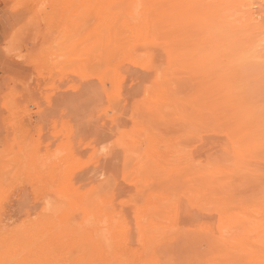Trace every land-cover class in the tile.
Here are the masks:
<instances>
[{
	"label": "rangeland",
	"instance_id": "obj_1",
	"mask_svg": "<svg viewBox=\"0 0 264 264\" xmlns=\"http://www.w3.org/2000/svg\"><path fill=\"white\" fill-rule=\"evenodd\" d=\"M32 1L35 0H0V204L2 205H0V210L2 209L0 211V224H2L0 225V264L5 261V264H11L10 262L36 264L35 261L39 256L48 260L50 264H66L67 262L81 264L83 261L88 262L89 254V261L92 260L94 264H101L102 258L105 259V264H111V260H113L112 264H148L149 261L150 264H206L207 260L203 261L205 257L209 260L211 258L208 264H214V262L215 264H264V244L259 245L264 242V237L258 239L259 236L264 235L262 232L264 230L260 229H264L262 227L264 226V0H224L226 2L220 9H216L215 5L211 4V2L217 3L218 0H208L207 3L199 0H154L155 2L133 0V3L136 2L134 5L137 9L131 7L135 6L132 1L129 2L130 0H100L101 3L99 0H70V3L69 0H53L52 2L36 0L34 3ZM106 1L109 2L104 4ZM65 3L66 6L69 5V8L65 7ZM56 5V10L62 13L54 10ZM158 7L160 10H156ZM33 8L37 10L34 11ZM183 8L186 10L184 11ZM63 9L64 12L66 11V16ZM140 11L143 14L147 12L146 15L144 14L146 17ZM160 11L161 14H159ZM33 12L37 13L36 16ZM136 13L140 14L141 18H137L139 15ZM165 14L168 16L175 14V16L166 17ZM51 15L56 17L58 25L53 26L55 20L51 21L54 19ZM120 15L124 19L120 18ZM154 15L159 16L154 18ZM249 15H252L254 19L252 22L248 19ZM29 17L31 21L32 19L35 21L31 22ZM185 17L189 21L184 20ZM127 18L128 21L125 20ZM117 19H120L119 22L125 20L127 25L132 26H127L126 22L118 23ZM137 19L142 20L140 22ZM143 19L145 23L142 22ZM151 20L153 22L150 23ZM40 21L42 24L39 23ZM143 24L148 29L144 27L146 32ZM156 24L160 28H156ZM91 27H94V30ZM131 27H133L132 31ZM152 27L163 29V31H157ZM101 28V32L110 30V33L104 31L101 34ZM119 29L124 34L122 32L119 34ZM178 29L179 33H177ZM157 32L160 34L158 35ZM90 34H94L96 39L92 41ZM128 34L131 38H126L128 39L126 41L123 37H128ZM141 34L145 35L140 36ZM71 37L74 39L71 40ZM140 38L143 39L140 41ZM107 39L113 43L110 41L108 43ZM133 40L136 42H132ZM129 42L133 44L131 43L130 46ZM99 43L102 47H99L101 46ZM91 44L96 47L94 51L91 50ZM158 46L163 47V50ZM85 50L88 56L85 55ZM164 50L167 53H163ZM158 51L160 53L163 51V54L159 55ZM99 53L103 54L104 62L98 59ZM145 53H150V56H146ZM73 57H75L74 60ZM76 59L81 61L86 59L87 62L89 60V64L92 63L91 68L83 60L82 63L86 68L84 69L83 64L81 65V62ZM147 60L150 63H147ZM145 61L146 63H142ZM104 63L106 65L108 63V66L106 67ZM144 64H146L145 68ZM152 66L154 68L151 69ZM103 67L104 70L108 68L109 71L101 70ZM116 67L119 68L115 70ZM97 68L102 72L97 71ZM70 70L75 72L72 73ZM76 71H79L78 75ZM82 71L89 74H82ZM158 71L159 73L162 71L163 74L160 73V75ZM164 71L168 72L167 77ZM108 72H110L109 75ZM115 75H117V81ZM159 76L162 78L158 79ZM145 80L149 83L147 84ZM151 81L153 84H158L157 87L152 88L154 85ZM106 83H108L107 89ZM160 83L165 84L164 88H159ZM146 85H150L148 92L144 90ZM165 88L171 90L170 93L174 95L167 93ZM132 89H135L134 93ZM141 92L145 93L142 95ZM146 93L149 95H145ZM152 99L153 102H151ZM175 100H180L179 104ZM171 101L175 102L174 106L176 105L178 109L171 106L173 104ZM145 102L148 103L146 104L148 109L143 106ZM109 103H113L111 107ZM149 103L153 109L149 108ZM168 103L171 107H168L169 109L166 108ZM178 106L181 112L185 110L183 115L175 111L179 110ZM105 110L109 111V114ZM169 110L172 115L168 114V118ZM155 111L156 117L153 116ZM148 112L153 117L147 114L151 120L146 115ZM163 116L166 117L164 119L167 123L161 119ZM167 140L170 142L168 143ZM98 148L103 150V153ZM181 150H184L182 154ZM175 152H179L180 156L178 157ZM104 153L108 158L99 161V157ZM99 174L100 177L92 179ZM99 183L103 184L98 185ZM182 185L190 187L186 186L187 189H184ZM157 200L160 202H158L159 205ZM170 200L173 201L170 202ZM163 201L166 205H163L165 203ZM167 202L173 203L169 205ZM109 205L111 206L108 207ZM246 208H252V210ZM106 210L107 215H104ZM164 210L170 215L163 213ZM221 210L223 213L220 212ZM238 211L242 218L236 216L239 215ZM252 211L256 215L249 214ZM246 214L248 215L246 218L255 217L263 223H258L255 218L250 221L251 218H249L251 225L253 224L252 228L254 224H261V226L248 230L251 226L248 223L247 231L241 224L247 223V221L244 222ZM159 216L164 218L162 222L159 221ZM113 217L118 218V221L116 219L114 221ZM167 217L170 218H168L169 222H166ZM113 225L116 227L115 230ZM145 225H148V229ZM136 226L138 233L134 231ZM229 226L233 229L229 230ZM88 228L92 232L98 230L100 237L94 233V239H88L86 235ZM243 229L248 233L250 230H252L251 233L253 230L258 231L255 233L258 238L254 233L252 236L247 235V232L241 234ZM178 232L179 235H177ZM165 234L170 236L167 237ZM227 234L229 238H226ZM148 237L156 239L157 242L154 243ZM249 238L250 241H248ZM251 240L252 242L256 240L257 243L260 240V243L256 244L255 241L252 243ZM101 246L104 251L96 248ZM247 248L252 251H248ZM262 248L263 255L261 251L260 256L257 255ZM100 252L103 254L102 258H99ZM149 255L152 261L149 260ZM125 257L127 261L131 258L127 262ZM153 258L156 260L154 261ZM90 264L93 263L90 262Z\"/></svg>",
	"mask_w": 264,
	"mask_h": 264
},
{
	"label": "bare ground",
	"instance_id": "obj_2",
	"mask_svg": "<svg viewBox=\"0 0 264 264\" xmlns=\"http://www.w3.org/2000/svg\"><path fill=\"white\" fill-rule=\"evenodd\" d=\"M35 1H36V0H35ZM35 1H34V2H35ZM40 1H41V0H40ZM44 1H45V0H44ZM52 1H53V0H51V2H52ZM55 1H56V0H55ZM85 1H86V0H85ZM90 1H91V0H90ZM92 1H93V0H92ZM99 1H100V0H99ZM101 1H102V0H101ZM101 1H100V3H101ZM112 1H113V0H112ZM119 1H121V0H119ZM128 1H129V0H128ZM128 1H127V2H128ZM131 1H132V4H133V5H134V4L136 5L137 0H136L135 3H133V0H130L129 2H131ZM140 1H141V0H140ZM145 1H146V0H145ZM152 1H154V0H152ZM157 1H158V0H157ZM157 1H156V2H157ZM162 1H163V0H162ZM182 1H183V0H182ZM199 1H201V2H203V3H204V2L207 3L208 0H199ZM226 1H227V0H226ZM226 1H224V0H218L217 3H213V2H211V4H212V5H215L216 9H217V8L220 9L222 6H224V4H225ZM32 2H33V1H32ZM34 2H33V3H34ZM38 2H39V1H38ZM47 2H49V1H47ZM88 2H89V1H88ZM88 2H87V3H88ZM108 2H109V1H108ZM108 2L106 1L105 3H104V2H103V3L106 4V3H108ZM141 2H142V1H141ZM141 2H140V3H141ZM143 2H144V1H143ZM154 2H155V1H154ZM40 3H42V2H40ZM49 3H50V2H49ZM59 3H60V2H59ZM69 3H70V0H69ZM73 3H74V2H73ZM75 3H76V2H75ZM81 3H82V2H81ZM84 3H85V2H84ZM84 3H83V4H84ZM90 3H91V2H90ZM98 3H99V2H98ZM100 3H99V5H100ZM111 3H112V2H111ZM163 3H164V2H163ZM189 3H190V2H189ZM16 4H17V3H16ZM54 4H55V3H54ZM63 4H64V3H63ZM63 4H61V5H63ZM92 4H94V3L92 2ZM92 4H89V5H92ZM125 4H126V3H125ZM129 4L131 5V3H129ZM138 4H139V2H138ZM144 4H145V3H144ZM146 4H148V3L146 2ZM159 4H160V3H159ZM30 5H31V4H30ZM57 5H58V1H57ZM57 5L55 6V9H54V10L57 9V8H56ZM71 5H72V4H71ZM74 5H75V4H74ZM97 5H98V4H97ZM97 5H96V6H97ZM102 5H103V4H102ZM135 5H134V6H135ZM149 5H150V4H149ZM164 5H165V4H164ZM172 5H173V4H172ZM172 5H171V7H172ZM38 6H39V5H38ZM41 6H43V5H41ZM68 6H69V5H68ZM68 6H66V3H65V7L67 8ZM92 6H93V5H92ZM92 6H89V7H92ZM110 6H111V5H110ZM128 6H129V5H128ZM144 6H145V5H144ZM150 6H151V5H150ZM159 6H161L160 8H163L162 5H159ZM190 6H191V5H190ZM29 7H30V6H29ZM32 7H33V6H32ZM36 7H37V6H36ZM48 7H49V6H48ZM50 7H51V4H50ZM50 7H49V9H50ZM52 7H54V6H52ZM58 7H59V6H58ZM61 7H62V6H61ZM65 7H64V8H65ZM70 7H71V6H70ZM84 7H85V6H84ZM97 7H98V6H97ZM131 7H132L133 9H134V8L137 9L136 6H135V7L131 6ZM171 7H170V8H171ZM180 7L182 8V6H180ZM184 7H185V6H184ZM186 7H188V6H186ZM186 7H185V8H186ZM206 7H207V5H206ZM37 8H38V7H37ZM62 8H63V7H62ZM68 8H69V7H68ZM72 8H74V7H72ZM128 8H129V7H128ZM132 8H129V9H132ZM143 8H145V7H143ZM160 8L158 7V8H156V10H157V9L160 10ZM174 8H175V6H174ZM174 8H172V9H174ZM185 8H183L184 11L186 10ZM192 8H193V6H192ZM194 8H195V7H194ZM197 8H198V7H197ZM202 8H203V7H202ZM30 9H32V8H30ZM49 9H48V10H49ZM84 9H85V8H84ZM165 9H166V8H165ZM178 9H179V7H178ZM187 9H188V8H187ZM207 9H208V8H207ZM27 10H28V9H27ZM33 10H34V8H33ZM36 10H37V9H36ZM36 10H34V11H36ZM52 10H53V9H52ZM54 10H53V11H54ZM59 10H61V8H60ZM70 10H71V8H70ZM70 10L68 9V12H70ZM77 10H78V8H77ZM101 10H102V9H101ZM121 10H122V9H121ZM141 10H144V9H141ZM145 10H146V9H145ZM153 10H154V8H153ZM161 10H162V9H161ZM168 10H169V9H168ZM180 10H181V9H180ZM180 10H179V12H180ZM191 10H192V9H190V11H191ZM195 10H196V9H194V11H195ZM204 10H205V9H204ZM29 11H31V10H29ZM53 11H52V13H53ZM57 11H58V10H56V12H57ZM62 11L64 12V9H63ZM71 11H72V10H71ZM79 11H80V10H79ZM127 11H128V10H127ZM135 11L137 12V10H135ZM135 11H134V12H135ZM147 11H148V8H147ZM162 11H163V10H162ZM181 11H182V10H181ZM192 11H193V10H192ZM49 12H50V10H49ZM58 12H59V11H58ZM68 12H67V13H68ZM105 12H106V11H105ZM140 12L142 13V11H140ZM144 12H146V11H144ZM158 12H159V11H158ZM170 12H171V11H170ZM33 13H35V12H33ZM59 13H62V12H59ZM59 13H58V14H59ZM65 13H66V11L64 12V15H65ZM80 13H81V11H80ZM80 13H79V14H80ZM98 13H99V11H98ZM130 13H131V11H130ZM146 13H147V12H146ZM146 13H144V14L146 15ZM163 13H164V12H163ZM177 13H178V12H177ZM177 13H176V15H177ZM202 13H203V12H202ZM204 13H205V12H204ZM213 13H214V12H213ZM215 13H216V12H215ZM36 14H37V13H35V16H36ZM71 14L73 15L74 13L72 12ZM79 14H78V15H79ZM105 14H107V13H105ZM136 14H137V13H136ZM144 14L142 13L143 16H144ZM159 14H161V11H160ZM191 14H192V13H191ZM29 15H30V13H29ZM32 15H33V14H32ZM39 15H40V14H39ZM41 15H43V14H41ZM53 15H54V13H53ZM53 15H51V16H53ZM62 15H63V14H62ZM64 15H63V16H64ZM85 15H86V14H85ZM121 15H122V13H121ZM121 15H120V18L122 17ZM132 15H133V14H132ZM134 15H135V14H134ZM137 15H139L137 18H139V17L141 16L140 14H137ZM147 15H148V14H147ZM156 15H157V14H156ZM156 15H154V18H157V17L159 16V15H158V16L156 17ZM165 15H166V14H165ZM165 15H164V16H165ZM187 15H190V14H187ZM198 15H200V14L198 13ZM58 16H59V15H58ZM65 16H66V15H65ZM65 16H64V17H65ZM117 16H118V15H117ZM130 16H131V15H130ZM130 16H129V17H130ZM164 16H163V17H164ZM167 16H168V15H166V17H167ZM170 16H172V15L170 14ZM170 16H168V17H170ZM173 16H175V14H174ZM173 16H172V17H173ZM200 16H201V15H200ZM212 16H213V15H212ZM30 17H31V16H30ZM30 17H29V20H30ZM40 17L42 18V16H40ZM45 17H46V15H45ZM47 17H48V16H47ZM53 17H54V19H53L52 17H51V18L49 17L50 19H53V20H51V21H54L55 18H56L55 16H53ZM75 17H76V16H75ZM79 17H80V16H79ZM125 17H126V16H125ZM132 17H134V16H132ZM144 17H146V16H144ZM150 17H151V16H150ZM186 17H187V16H186ZM186 17L184 18V20L186 19ZM197 17H198V16H197ZM204 17H205V16H204ZM33 18H34V17H33ZM41 18H40V19H41ZM72 18H74V17H72ZM72 18H71V19H72ZM85 18H87V17L85 16ZM140 18H141V17H140ZM142 18H143V17H142ZM154 18H153V19H154ZM199 18H200V17H199ZM34 19H35V18H34ZM42 19H43V18H42ZM46 19H47V18H46ZM46 19H44V20H46ZM80 19H81V17H80ZM112 19H113V18H112ZM122 19H124V17H122ZM130 19H131V18H130ZM144 19H148V18H144ZM144 19H143V20H144ZM150 19H152V18H150ZM170 19H171V18H169V20H170ZM248 19H249L250 22H252V20H254L253 17H252V15H249V16H248ZM37 20H38V19H37ZM44 20H43V21H44ZM65 20H66V19H65ZM84 20H85V19H84ZM84 20H83V22H85ZM117 20H118V19H117ZM119 20H120V19H119ZM119 20H118V23H122V22H123V24H125L124 22H126L125 20L128 21V18L125 19V20H123V21L121 20L120 22H119ZM137 20H140V19H137ZM141 20H142V19H141ZM141 20H140V22H141ZM160 20H161V18H160ZM160 20H159V21H160ZM180 20H181V19H180ZM180 20H179V21H180ZM187 20L189 21V19H186V21H187ZM30 21H31V20H30ZM32 21H33V19H32ZM32 21H31V22H32ZM34 21H35V20H34ZM34 21H33V22H34ZM49 21H50V20H49ZM49 21H48V22H49ZM61 21H62V20H61ZM101 21H102V19H101ZM114 21H116V19H114ZM132 21H133V19H132ZM132 21H131V22H132ZM146 21H148V20H146ZM159 21H158L157 23H159ZM170 21H171V20H170ZM174 21H175V20H174ZM191 21H192V20H191ZM193 21H195V20H193ZM199 21H200V20H199ZM199 21H198V22H199ZM63 22H64V19H63ZM80 22H81V21H80ZM80 22H79V23H80ZM96 22H97V21H96ZM116 22H117V21H116ZM134 22H135V20H134ZM134 22H133V23H134ZM142 22L145 23V20L142 21ZM151 22H153V21L151 20L150 23H151ZM164 22H165V21H164ZM26 23H27V22H26ZM39 23H41V21H40ZM50 23H51V22H50ZM65 23H67V22H65ZM68 23H69V22H68ZM70 23H71V22H70ZM77 23H78V21H77ZM128 23H130V22H128ZM150 23H148V24H150ZM160 23H161V22H160ZM162 23H163V22H162ZM162 23H161V24H162ZM171 23H172V21H171ZM175 23H176V22H175ZM190 23H191V22H190ZM193 23H194V22H193ZM195 23H196V21H195ZM32 24H33V23H32ZM34 24H36V23H34ZM41 24H42V23H41ZM54 24H55V25L57 24V23H56V20H55V23H53V26H54ZM58 24H59V23H58ZM58 24H57V25H58ZM61 24H62V23H61ZM72 24H73V23H72ZM80 24H81V23H80ZM89 24H90V26H92L91 23H89ZM95 24H96V26H97L98 22L95 23ZM95 24H94V25H95ZM105 24H106V23H105ZM134 24H135V23H134ZM134 24H133V25H134ZM137 24H138V23H137ZM141 24H142V23H141ZM165 24H166V23H165ZM165 24H164V25H165ZM169 24H170V23H169ZM178 24H179V23H178ZM200 24H201V22H200ZM203 24H204V23H203ZM203 24H202V25H203ZM211 24H212V23H211ZM249 24H250V23H249ZM28 25H29V23H28ZM37 25H38V24H37ZM39 25H40V24H39ZM77 25H78V24H77ZM85 25H86V24H85ZM94 25H93V26H94ZM102 25H103V23H102ZM111 25H112V24H111ZM126 25H127V22H126ZM130 25H131V24H130ZM130 25H127V26H130ZM146 25H147V23H146ZM146 25L143 24V29H144V27H145V29H147V28H146ZM157 25H158V24H156V26H155V25H154V26H155L156 28H160V27H158ZM164 25H163V26H164ZM42 26H43V25H42ZM65 26H66V24H65ZM79 26H82V25H79ZM83 26H84V25H83ZM96 26H94V27H96ZM120 26H121V25H120ZM131 26H132V25H131ZM138 26H139V25H138ZM141 26H142V25H141ZM148 26H149V25H148ZM173 26H174V25H173ZM179 26H180V24H179ZM36 27H37V26H36ZM62 27H63V26H62ZM72 27H73V26H72ZM94 27H93V28L91 27V29L94 30ZM108 27H109V26H108ZM155 27H152V28L156 29ZM165 27H166V26H165ZM165 27H164V28H165ZM181 27H182V26H181ZM185 27H186V26H185ZM41 28H42V27H41ZM88 28H90V27H88ZM119 28H120V27H119ZM121 28H122V27H121ZM132 28H133V27H131V31H132ZM162 28H163V27H161V29H162ZM166 28H167V27H166ZM170 28H171V27H170ZM170 28H169V30H170ZM174 28H175V26H174ZM192 28H193V27H192ZM58 29H60V28H58ZM81 29H82V28H81ZM112 29H113V28H112ZM139 29H141V28H139ZM145 29H144V31H145ZM154 29H152V31H153ZM171 29H172V28H171ZM175 29H176V28H175ZM181 29H182V28H181ZM181 29H180V30H181ZM185 29H186V28H185ZM56 30H57V29H56ZM82 30H83V29H82ZM136 30H137V28H136ZM136 30H134V31H136ZM147 30H148V29H147ZM156 30H157V31H158V30H159V31H163V29H162V30H160V29H156ZM169 30H168V31H169ZM176 30H177V29H176ZM176 30H175V31H176ZM183 30H184V27H183ZM75 31H76V30H75ZM95 31H96V30H95ZM101 31H102V28L100 29V32H101ZM104 31H105V32H109L110 30H109V31L104 30ZM104 31H103V32H104ZM117 31H118V29H117ZM131 31L129 30L130 34H131ZM134 31H133V32H134ZM137 31H138V30H137ZM137 31H136V32H137ZM139 31L142 32V30H139ZM168 31H167V32H168ZM173 31H174V30H173ZM71 32L73 33V31H71ZM103 32H101V34H102ZM113 32H114V31H113ZM113 32H112V35H113ZM121 32H122V31H120V29H119V34H120ZM136 32H135V36L137 35ZM145 32H146V31H145ZM153 32H156V31H153ZM167 32H166L165 34H167ZM171 32H172V30H171ZM55 33H56V32H55ZM72 33H71V34H72ZM109 33H110V32H109ZM122 33L124 34V32H122ZM138 33H140V32H138ZM142 33H143V32H142ZM169 33H170V31H169ZM177 33H179V29H178ZM157 34L159 35L160 33L157 32ZM75 35H76V34H75ZM106 35H107V33H106ZM128 35H129V34H128ZM144 35H145V34H144ZM144 35L141 34L140 36H144ZM158 35H157V36H158ZM171 35H173V33H171ZM73 36H74V35H73ZM80 36H81V35H80ZM89 36H90V37L92 36V37H91V40H92V39H94V40L96 39L95 36H94V34H93V35L90 34ZM89 36H88V37H89ZM115 36H116V35H115ZM132 36H133V35H132ZM140 36H139V37H140ZM74 37L77 38L76 36H74ZM88 37H87V38H88ZM93 37H94V38H93ZM99 37H100V36H99ZM106 37H107V36H106ZM106 37H105V38H106ZM110 37H111V36H110ZM122 37H123V35L121 36V38H122ZM129 37L131 38V36L129 35L128 37H123V39H125V40L127 41V40L129 39ZM136 37L138 38V35H137ZM136 37H135V38H136ZM147 37H148V36H147ZM159 37H160V36H159ZM72 38H73V37H71V40H72ZM101 38L103 39V37H101ZM107 38H109V36H108ZM112 38H114V37H112ZM121 38H120V39H121ZM126 38H128V39H126ZM135 38H134V39H135ZM152 38H154V37H152ZM164 38H166V37H164ZM167 38L169 39V37H167ZM73 39H74V38H73ZM79 39H81V38H79ZM79 39H78V40H79ZM109 39H110V38H109ZM142 39H143V38H140V41H141ZM144 39H145V38H144ZM147 39H148V38H147ZM154 39H155V38H154ZM158 39H159V38H158ZM89 40H90V39H89ZM91 40H90V42H91ZM107 40H108V39H107ZM110 40H112V39H110ZM110 40H108V43H109ZM135 40H136V39H135ZM137 40H138V39H137ZM148 40H149V39H148ZM163 40H166V39H163ZM259 40H260V39H259ZM73 41H75V40H73ZM92 41H93V40H92ZM98 41H99V39H98ZM98 41H97V42H98ZM144 41H145V40H144ZM153 41H154V40H153ZM156 41H157V39H156ZM167 41H168V40H167ZM174 41H175V40H174ZM67 42H68V41H67ZM75 42H76V41H75ZM88 42H89V41H88ZM101 42H102V41H101ZM110 42H111V41H110ZM132 42H136V41L133 40ZM132 42H129V43H130V46L133 44ZM168 42H169V41H168ZM69 43H70V42H69ZM71 43H73V42H71ZM71 43H70V44H71ZM85 43H86V42H85ZM102 43H103V42H102ZM111 43H113V42H111ZM131 43H132V44H131ZM138 43H139V41H138ZM151 43H152V42H151ZM79 44H80V43H79ZM86 44H88V43H86ZM99 44H101V43H99ZM118 44H119V43H118ZM118 44H117V45H118ZM135 44H136V43H135ZM135 44H134V45H135ZM153 44H154V43H153ZM155 44H156V42H155ZM157 44H158V43H157ZM96 45H98V44H96ZM117 45H116V46H117ZM119 45H120V44H119ZM134 45H133V47H134ZM159 45H160V44H159ZM166 45H167V44H166ZM121 46H122V45H121ZM151 46H152V45H151ZM161 46H163V45L161 44ZM99 47H102V44H101V46H99ZM103 47H104V46H103ZM107 47H109V46H107ZM158 47H159V49H162V48H163V47L160 48V46H158ZM170 47H171V46H170ZM7 48H8V47H7ZM87 48H88V47H87ZM87 48H86V49H87ZM122 48H123V47H121V49H122ZM154 48H155V47H154ZM82 49H83V48H82ZM92 49H93V51H94V49H96V47H93L92 44H91V50H92ZM114 49H115V48H114ZM116 49H117V48H116ZM159 49H158V50H159ZM170 49H171V48H170ZM6 50H7V49H6ZM88 50H90V49L88 48ZM91 50H90V51H91ZM122 50H123V49H122ZM130 50L132 51L131 48H130ZM146 50H147V49H146ZM155 50H156V48H155ZM162 50H163V49H162ZM80 51H81V49H80ZM112 51H113V50H112ZM117 51H118V50H117ZM124 51H125V49H124ZM134 51H135V50H134ZM153 51H154V50H153ZM153 51H152V52H153ZM84 52H85V55L88 56L87 50H85ZM96 52H97V51H96ZM96 52H95V53H96ZM115 52H116V51H115ZM115 52H114V53H115ZM126 52H127V50H126ZM126 52H125V53H126ZM144 52H145V51H144ZM150 52H151V51H150ZM158 52H159V51H158ZM162 52H163V51H162ZM162 52H161V53H162ZM80 53H82V51H81ZM86 53H87V54H86ZM90 53H91V52H90ZM128 53H129V52H128ZM128 53H127L126 55H128ZM130 53H131V52H130ZM161 53L159 52V55H160ZM163 53H167V51L165 52V50H164ZM163 53H162V54H163ZM69 54H70V53H69ZM71 54H73V53H71ZM93 54H94V53H93ZM96 54H98V53H96ZM99 54H100V55H97V57L99 56L98 59L100 58V60H102V59H103V57H102L103 54H102V53H99ZM123 54H124V52H123ZM133 54H134V53H133ZM145 54H146V56H148L150 53H149V54H148V53H145ZM155 54H157V53H155ZM162 54H161V55H162ZM82 55H83V54H82ZM82 55H81V56H82ZM104 55H105V54H104ZM115 55H116V54H115ZM143 55H144V53H143ZM165 55H169V54H165ZM68 56H69V55H68ZM79 56H80V55H79ZM89 56H90V54H89ZM93 56H96V55H93ZM100 56H101L102 58H101ZM146 56H145V57H146ZM149 56H150V55H149ZM149 56H148V57H149ZM91 57H92V56H91ZM91 57H89V58L92 60V58H94V57H92V58H91ZM128 57H129V56H128ZM128 57H127V58H128ZM157 57H158V56H157ZM74 58H75V57H73V60H74ZM77 58H78V57H77ZM79 58L82 59V57H79ZM129 58H130V57H129ZM135 58L137 59V57H135ZM155 58H156V57H155ZM87 59H88V58H87ZM115 59H116V58H114V60H115ZM148 59H150V58H148ZM160 59H162V58L160 57ZM76 60H78V59H76ZM79 60H80V59H79ZM79 60H78V62H81V65L83 64L82 62H84L83 60H85V61L87 62L86 59H83L82 61H81V60L79 61ZM91 60H90V61H91ZM93 60L96 61L95 59H93ZM104 60H105V59H104ZM104 60H102V61L104 62ZM111 60H112V59H111ZM132 60H135V59H132ZM132 60H131V61L129 60V62L133 63ZM109 61H110V60H109ZM109 61H108V62H109ZM127 61H128V60H127ZM166 61H167V60H166ZM91 62H93V61H91ZM112 62H113V60H112ZM112 62H111V63H112ZM118 62H119V61H118ZM123 62H124V61H123ZM125 62H126V61H125ZM125 62H124V63H125ZM159 62H160V61H159ZM159 62H158V63H159ZM164 62H165V61H163V63H164ZM170 62H173V61H170ZM73 63H75V62H73ZM87 63L89 64V60H88ZM95 63H96V62H95ZM116 63H117V62H116ZM142 63H146V61H145V62H142ZM142 63H141V64H142ZM147 63H150V62L147 60ZM75 64H77V63H75ZM85 64H86V63H85ZM88 64H87V66L90 65V68H91L92 63H90L89 65H88ZM96 64L98 65V63H96ZM99 64H101V63H99ZM104 64H105V63H104ZM141 64H140V65H141ZM153 64H154V63H153ZM165 64H166V63H165ZM165 64H163V65H165ZM94 65H95V64H94ZM105 65H106V64H105ZM117 65H118V64H116V66H117ZM120 65H122V64H120ZM145 65H146V64H144V68H145ZM160 65H161V64H160ZM163 65H162V66H163ZM77 66H78V65H77ZM77 66H76V67H77ZM82 66H84V69H86L84 64H83ZM82 66H81V67H82ZM107 66H108V63H107V65H106V67H107ZM109 66H110V65H109ZM142 66H143V64H142ZM147 66H148V64H147ZM81 67H79V69H81ZM93 67L95 68V66H93ZM163 67H164V66H163ZM167 67H168V66H167ZM41 68H42V67H41ZM44 68H45V67H44ZM44 68H42V69H44ZM77 68H78V67H77ZM82 68H83V67H82ZM94 68H93V69H94ZM100 68H101V67H100ZM117 68H119V67H116L115 70H116ZM142 68H143V67H142ZM148 68H149V67H148ZM152 68H154V66H152L151 69H152ZM170 68H171V67H170ZM104 69H105V68L103 67L101 70H104ZM107 69H108V68H107ZM107 69H106V70H107ZM112 69H113V71H114V68H112ZM133 69H134V68H133ZM156 69H157V68H156ZM164 69H166V67H165ZM168 69H169V68H167V70H168ZM40 70H41V69H40ZM55 70H56V69H55ZM74 70H75V69H74ZM88 70H89V69H88ZM98 70L100 71V69L97 68V71H98ZM106 70H104V71H106ZM154 70H155V69H154ZM167 70H166V71H167ZM70 71L72 72V70H70ZM89 71H90V70H89ZM93 71H94V70H93ZM104 71H103V72H104ZM107 71H109V70H107ZM107 71H106V72H107ZM110 71H111V69H110ZM148 71H150V69H148ZM155 71H156V70H155ZM169 71H170V70H168V72H169ZM61 72H62V71H61ZM65 72H68V71H65ZM73 72H75V71H73ZM73 72H72V73H73ZM82 72H83L82 74H87V73H88V72H85V73H84V71H82ZM100 72H102V71H100ZM115 72H117V71H115ZM119 72H120V71H119ZM126 72H127V71H126ZM131 72H132V71H131ZM164 72H165V71H164ZM168 72H167V73L165 72V73H166V77H167ZM76 73H77V75H78L79 71H76ZM76 73H75V74H76ZM80 73H81V71H80ZM109 73H110V72H108L107 74L109 75ZM113 73H114V72H113ZM149 73H150V72H149ZM149 73H148V74H149ZM158 73H159V71H158ZM158 73H157V74H158ZM160 73L163 74L162 71H160ZM160 73H159V74H160ZM165 73H164V74H165ZM70 74H71V73H70ZM75 74H73V75H75ZM88 74H89V73H88ZM95 74H96V73H95ZM116 74H117V73H116ZM151 74H153V73L151 72ZM161 74H160V75H161ZM50 75H51V74H50ZM57 75H58V74H57ZM61 75H63V74H61ZM93 75H94V74H93ZM104 75H105V74H104ZM108 75H106V76H108ZM111 75H112V73H111ZM154 75H155V74H154ZM52 76H53V75H52ZM58 76H59V75H58ZM80 76H82V75H80ZM86 76H87V75H86ZM91 76H92V74H91ZM94 76H95V75H94ZM94 76H93V77H94ZM97 76H98V75H97ZM116 76H117V75H115V77H116ZM163 76H164V75H163ZM164 77H165V76H164ZM164 77H163V78H164ZM168 77H169V76H168ZM51 78H52V77H51ZM86 78H87V77H86ZM105 78H107V77H105ZM105 78H104V79H105ZM112 78H113V76H112ZM119 78H121V77H119ZM124 78H125V77H124ZM160 78H162V77L159 76L158 79H160ZM115 79H116V81H117V77H116ZM152 79H153V78H152ZM155 79H156L157 81H159L156 77H155ZM164 79H165V78H164ZM107 80H108V79H107ZM107 80H106V82H107ZM130 80H131V79H130ZM147 80H148V79H147ZM153 80H154V79H153ZM153 80H152V81H153ZM84 81H86V80H84ZM112 81L114 82V80H112ZM137 81H138V80H137ZM145 81H146V80H145ZM152 81H151V83H152ZM165 81L167 82V80H165ZM168 81H170V78H168ZM166 82H164V83H166ZM54 83H55V82H54ZM54 83H53V84H54ZM146 83H147V81H146ZM148 83H149V82H148ZM148 83H147V84H148ZM151 83H150V85L153 84V83H152V84H151ZM157 83H158V82H157ZM167 83H169V82H167ZM51 84H52V83H51ZM104 84H105V83H104ZM107 84H108V83H106V85H105L106 89H107ZM125 84H127V83H125ZM132 84H133V83H132ZM155 84H156V83H155ZM155 84H153L154 86H152V88H153V87H157L158 84H156V86H155ZM161 84L163 85V83H160V86H161V87H159V86H158V87H159V88H162V87L164 88V85H165V84H164L163 86H162ZM113 85H115V82H114ZM121 85H123V84H121ZM142 85H143V84H142ZM150 85H148V86H150ZM72 86H73V85H72ZM136 86H138V85H136ZM146 86H147V85H146ZM148 86L145 87L146 89H144V90H147V92H148V89L150 88V87L148 88ZM168 86H169V85H168ZM168 86H167V87H168ZM115 87L117 88L116 85H115ZM115 87H114V88H115ZM130 87H131V85H130ZM169 87L172 88V86H169ZM169 87H168V88H169ZM74 88H75V87H74ZM77 88H78V87H77ZM116 88H115V89H116ZM134 88H135V87H134ZM168 88H165V89H167V91H168L167 93H170L171 90L169 91ZM170 88H169V89H170ZM97 90H99V89H97ZM112 90L114 91V89H112ZM126 90H127V89H126ZM132 90H133V89H132ZM134 90H135V89H134ZM134 90L132 91L133 93H134ZM153 90H154V89H153ZM88 91H89V90H88ZM93 91H95V90H93ZM104 91H105V90H104ZM113 91H112V92H113ZM124 91H125V90H124ZM140 91H142V90H140ZM157 91H159V89H158ZM86 92H87V91H86ZM105 92H106V91H105ZM108 92H109V90H108ZM114 92H115V91H114ZM126 92H128V91H126ZM132 92H131V93H132ZM137 92H138V91H137ZM149 92H151V91L149 90ZM154 92H155V91H154ZM165 92H166V91H165ZM109 93H111V92H109ZM141 93H142V92H141ZM143 93H145V92H143ZM143 93H142V95H143ZM158 93H159V92H158ZM160 93H161V92H160ZM61 94H63V93H61ZM82 94H83V93H82ZM105 94H106V93H105ZM121 94H122V93H121ZM125 94H126V93H125ZM153 94H155V93H153ZM164 94H165V93H164ZM63 95H64V94H63ZM109 95H110V94H109ZM136 95H137V94H136ZM145 95L148 96L149 94L146 93ZM157 95H158V94H157ZM167 95H168V94H167ZM170 95H174V93H172V94L170 93ZM88 96H89V95H88ZM93 96H94V95H93ZM113 96H114V95H113ZM121 96H122V95H121ZM147 96H145V97H147ZM106 97H107V96H106ZM114 97H115V96H114ZM114 97H113V99H114ZM140 97H141V96H140ZM75 98H76V97H75ZM95 98H97V97H95ZM110 98H111V97H110ZM118 98H119V97H118ZM149 98H150V96H149ZM152 98H153V97H152ZM155 98H157V97H155ZM172 98H173V97H172ZM172 98H171V99H172ZM54 99H55V98H54ZM77 99H78V98H77ZM79 99H80V98H79ZM92 99H93V98H92ZM99 99H100V98H99ZM122 99H123V98H122ZM88 100H89V99H88ZM108 100H109V99H108ZM118 100H119V99H118ZM140 100H143V99H140ZM146 100H147V99H146ZM168 100H169V99H168ZM173 100H174V99H173ZM89 101H90V100H89ZM95 101H96V100H95ZM120 101H121V100H120ZM122 101H123V100H122ZM124 101H125V99H124ZM124 101H123V102H124ZM175 101L177 102V104H179L178 102H179L180 100H175ZM70 102H71V101H70ZM76 102H77V101H76ZM78 102H79V101H78ZM86 102H87V100H86ZM110 102H112V101L110 100ZM116 102H117V101H116ZM151 102H153V99L151 100ZM167 102H169V101H167ZM50 103H51V101H50ZM117 103L120 104V102H117ZM134 103H135V101H134ZM155 103L157 104L158 102H155ZM155 103H154V104H155ZM161 103H162V102H161ZM161 103H159V104H161ZM163 103H166V102L163 101ZM171 103H173V102L171 101ZM56 104H57V103H56ZM65 104H66V103H65ZM76 104H77V103H76ZM109 104H110V107H111V104H113V103H109ZM144 104H145V105H143V106L146 107L145 109H148V106H146V104H148V103L145 102ZM166 104H167V103H166ZM174 104H175V102H174L173 104H171V106H172V105L174 106ZM94 105H95V104H94ZM107 105H108V104H107ZM115 105H116V104H115ZM122 105H124V104H122ZM133 105H134V104H133ZM161 105H162V104H161ZM161 105H160V106H161ZM163 105H164V104H163ZM169 105H170L169 103H168V106L165 105V106H167L166 108H168V107L171 108ZM51 106H52V105H51ZM149 106H150V103H149ZM151 106H152V105H151ZM151 106H150L149 108H152ZM160 106H159V107H160ZM165 106H164V107H165ZM92 107H93V106H92ZM113 107H116V106L113 105ZM174 107H175L176 109H178L176 105H175ZM174 107H173V108H174ZM178 107H179V106H178ZM68 108H69V107H68ZM70 108H71V107H70ZM107 108H108V107H107ZM119 108H120V107H119ZM119 108H118L117 110L120 112ZM121 108H123V107L121 106ZM121 108H120V109H121ZM124 108H125V107H124ZM155 108H156V107H155ZM160 108H161V107H160ZM166 108H165V109H166ZM169 108H168V109H169ZM175 108H174V109H175ZM182 108H183V107H182ZM182 108H181V109H182ZM87 109H88V108H87ZM91 109H92V108H91ZM145 109H144V110H145ZM152 109H153V108H152ZM152 109H151L150 111H152ZM156 109H157V108H156ZM156 109H154V110H156ZM158 109H159V108H158ZM163 109H164V108H163ZM163 109H162V110H163ZM168 109H166V110H168ZM53 110H54V109H53ZM64 110H65V109H64ZM66 110H67V109H66ZM84 110H85V109H84ZM109 110H110V109H109ZM117 110H116V111H117ZM121 110H122V109H121ZM154 110H153V111H154ZM162 110H161V111H162ZM182 110H183V109H182ZM51 111H52V110H51ZM56 111H58V110H56ZM134 111H135V109L133 110V112H134ZM170 111H171V110H169V112H167V115H168V114H171V115H172V112L170 113ZM175 111L177 112V114L180 115V114H182L185 110H184L183 112H181L180 107H179V110H178V111H180L181 113L178 112L177 110H175ZM175 111H174V112H175ZM105 112H106V110H105ZM108 112H109V111H108ZM108 112H106V113L109 114ZM174 112H173V113H174ZM176 112H175V113H176ZM62 113H63V112H62ZM65 113H66V112H65ZM115 113H116V112H115ZM161 113H162V112H161ZM163 113H165V111H163ZM163 113H162V115H163ZM29 114H30V113H29ZM53 114H55V113H53ZM56 114H57V113H56ZM74 114H75V113H74ZM83 114H84V112H83ZM122 114H123V113H122ZM132 114H133V113H132ZM147 114H149V112L146 113V115H147ZM156 114H157V113H156V111H155V114H154L153 116L156 117ZM88 115H89V114H88ZM150 115H151V114H149V116H150ZM182 115H183V114H182ZM52 116H53V115H52ZM111 116H112V115H111ZM116 116H117V115H116ZM151 116H152V115H151ZM151 116H150V117H151ZM158 116H159V114H158ZM50 117H51V116H50ZM108 117H110V116H108ZM131 117H132V116H130V118H131ZM133 117H134V116H133ZM140 117H141V116H140ZM142 117H143V116H142ZM147 117H148V115H147ZM150 117H148V118L151 120V118H153V117H151V118H150ZM161 117H162V116H161ZM167 117L169 118V115H168ZM170 117H172V116H170ZM28 118H29V117H28ZM55 118H56V117H55ZM63 118H64V117H63ZM73 118H74V117H73ZM112 118H113V117H112ZM114 118H115V117H114ZM143 118H144V117H143ZM164 118L166 119V117H164V116H163V118H161V119H164ZM172 118H173V117H172ZM172 118H170V119H172ZM180 118H181V117H180ZM136 119L138 120V118H136ZM136 119H135V121H136ZM165 119H164V122H166ZM110 120H111V118H110ZM40 121H42V120H40ZM59 121H60V120H59ZM70 121H71V120H70ZM26 122H27V121H26ZM53 122H55V121H53ZM115 122H116V121H115ZM118 122H119V121H118ZM123 122H124V121H123ZM169 122H170V120H169ZM41 123H42V122H41ZM112 123H113V122H112ZM166 123H167V122H166ZM113 125H114V124H113ZM52 126H53V124H52ZM55 126H56V125H55ZM55 126H54V127H55ZM57 126H58V125H57ZM117 126H118V125H117ZM66 127H67V126H66ZM52 128H53V127H52ZM52 128H51V129H52ZM45 129H46V128H45ZM111 129H112V128H111ZM113 129L115 130V128H113ZM127 131H128V129H127ZM46 132H47V131H46ZM74 132H75V131H74ZM109 132H110V131H109ZM51 133H52V132H51ZM87 134H88V133H87ZM112 134H113V133H112ZM38 138H39V137H38ZM118 138H119V137H118ZM148 140H149V139H148ZM172 140H173V139H172ZM112 141H114V140H112ZM40 142H41V141H40ZM115 142H116V141H115ZM167 142H168V140H167ZM169 142H170V141H169ZM169 142H168V143H169ZM107 144H108V143H107ZM114 144L116 145V143H114ZM166 144H167V143H165V145H166ZM41 145H42V144H41ZM141 145H142V144H141ZM139 146H140V145H139ZM89 147H90V145H89ZM42 148H43V146H42ZM46 148H47V147H46ZM50 148H51V147H50ZM96 148H97V147H96ZM116 148H117V147H116ZM85 149H88V148H85ZM98 149H99V151H101L100 148H98ZM83 150H84V149H83ZM94 150H95V149H94ZM105 150H106V148H105ZM112 150H113V149H112ZM146 150H147V149H146ZM187 150H188V149H187ZM92 151H93V150H92ZM99 151H98V152H99ZM102 151H103V150H102ZM102 151H101V152H102ZM181 151H182V152H180V153L182 154V153L184 152V150H181ZM185 151H186V149H185ZM84 152H85V151H84ZM86 152H87V151H86ZM94 152H95V151H94ZM126 152H128V151H126ZM126 152H125V153H126ZM176 152H177V150H176ZM176 152H175V154L178 155L179 152H178V153H176ZM186 152H187V151H186ZM65 153H66V152H65ZM102 153H103V152H102ZM106 153H108V152H106ZM106 153L102 154V155L99 157L98 160H99V161H104V160H106V159L108 158ZM112 153H113V152H112ZM43 154H44V153H43ZM109 154H110V153H109ZM73 155H74V154H73ZM96 155H98V154H96ZM125 155H126V154H125ZM139 155H140V154H139ZM143 155H144V154H143ZM108 156H109V155H108ZM111 156H112V154H111ZM140 156H141V155H140ZM170 156H171V155H170ZM170 156H169V157H170ZM179 156H180V155H178V157H179ZM89 157H90V156H89ZM109 157H110V156H109ZM136 157H137V156H136ZM84 158H85V157H84ZM122 158H123V157H122ZM193 158H194V157H193ZM179 160H180V158H179ZM93 161H94V160H93ZM121 161H122V160H121ZM121 161H120V162H121ZM84 162H85V161H84ZM88 162H89V161H88ZM76 163H77V161H76ZM92 163H93V162H92ZM94 163H95V162H94ZM96 164H97V163H96ZM178 164H179V163H178ZM90 165H91V164H90ZM98 165H99V164H98ZM99 166H100V165H99ZM123 166H124V165H123ZM79 168H80V166H79ZM94 168H95V167H94ZM105 168H106V167H105ZM84 169H86V167H85ZM84 169H83V170H84ZM89 169H90V168H89ZM65 170H66V169H65ZM83 170H82V171H83ZM99 170H100V169H99ZM142 170H143V169H142ZM78 171H79V170H78ZM105 171H106V170H105ZM115 171H116V170H115ZM91 173H92V172H91ZM98 173H99V172H98ZM102 173H104V172L102 171ZM121 173H122V172H121ZM104 174H105V173H104ZM106 174H108V173H106ZM143 174H144V173H143ZM102 175H103V174H102ZM108 175H109V174H108ZM121 175H123V173H122ZM83 176H84V174H83ZM93 176H94V175H93ZM100 176H101L100 174H99L98 176L96 175V176H94V178H92V179H95V177H100ZM73 177H74V176H73ZM80 177H81V176H80ZM107 177H108V176H107ZM109 177H111V175H110ZM121 177H122V176H121ZM83 178H84V177H83ZM125 178H126V177H125ZM88 180H89V179H88ZM107 180H111V179L107 178ZM112 180H113V177H112ZM118 180H119V179H118ZM120 180H121V179H120ZM138 181H139V180H138ZM142 181H143V180H142ZM73 182H74V181H73ZM78 182H79V181H78ZM111 182H112V181H111ZM120 182L122 183V181H120ZM70 183H71V182H70ZM83 183H84V182H83ZM104 183H105V181H104ZM106 183H108V182H106ZM112 183H113V182H112ZM134 183H135V182H134ZM145 183H146V182H145ZM102 184H103V183H101V184L99 183L98 185H102ZM139 184H140V183H138V185H139ZM185 184H186V183H185ZM68 185H69V184H68ZM105 185H106V184H105ZM105 185H104V186H105ZM108 185H109V184H108ZM108 185H107V186H108ZM138 185H137V186H138ZM144 185H145V184H144ZM144 185H142V186H144ZM187 185H188V184H187ZM187 185H186V186H187ZM117 186H118V185H117ZM182 186H183V185H182ZM184 186H185V185H184ZM184 186H183V188H184V189H187L186 186H185V187H184ZM70 187H71V185H70ZM75 187H77V186H75ZM95 187H96V186H95ZM99 187H100V186H99ZM99 187H98V188H99ZM105 187H106V186H105ZM105 187H104V188H105ZM109 187H110V186H109ZM109 187H107V188L109 189ZM121 187H122V185H121ZM140 187H141V186H140ZM187 187H190V186H187ZM50 188H51V187H50ZM110 188H111V187H110ZM116 188H117V187H116ZM136 188H137V187H136ZM146 188H147V187H146ZM174 188H175V187H174ZM183 188H182V189H183ZM53 189H54V188H53ZM108 189H106V191H108ZM111 189H113V187H112ZM140 189H141V188H140ZM175 189H177V188H175ZM184 189H183V190H184ZM188 189H189V188H188ZM191 189H192V187H191ZM194 189H195V188H193V190H194ZM72 190H73V189H72ZM100 190H101V189H100ZM100 190H99V191H100ZM151 190H153V189H151ZM166 190H168V189H166ZM166 190H165V191H166ZM143 191H144V190H143ZM158 191H159V190H158ZM172 191H173V190H172ZM177 191H178V189H177ZM189 191H191V190H189ZM197 191H198V190H197ZM197 191H196V192H197ZM62 192H63V191H62ZM102 192H103V191H102ZM102 192H101V193H102ZM108 192H110V191H108ZM108 192H106V193H108ZM111 192H112V191H111ZM111 192H110V193H111ZM114 192H115V191H114ZM178 192H180V190H179ZM182 192H183V191H182ZM182 192H181V193H182ZM97 193H98V191H97ZM99 193H100V192H99ZM110 193H108V194L111 195ZM126 193H128V192H126ZM148 193H149V192H148ZM148 193H147V194H148ZM173 193H174V192H173ZM190 193H191V192H190ZM200 193H201V192H200ZM59 194H60V193H59ZM68 194H69V193H68ZM103 194H104V193H103ZM143 194H144V193H143ZM155 194H156V193H155ZM158 194L162 195L163 193H162V194H161V193H158ZM63 195H65V193H64ZM81 195H82V194H81ZM99 195H100V194H99ZM112 195H113V194H112ZM125 195H126V194H125ZM156 195H157V194H156ZM174 195H175V193H174ZM179 195H180V193H179ZM105 196H108V195L105 194ZM105 196H104V197H105ZM139 196H140V195H139ZM180 196H181V195H180ZM194 196H195V195H194ZM194 196H193V197H194ZM98 197H99V196H98ZM109 197H110V196H109ZM145 197H146V196H145ZM161 197H162V196H161ZM167 197H168V196H167ZM170 197H171V196H170ZM172 197H173V196H172ZM200 197H201V196H200ZM51 198H52V197H51ZM75 198H76V197H75ZM101 198H102V197H101ZM155 198H156V197H155ZM157 198H158V197H157ZM165 198H166V197H165ZM126 199H127V198H126ZM140 199H142V198H140ZM147 199H148V198H147ZM160 199H161V198H160V196H159V200H160ZM176 199H177V198H176ZM176 199H175V200H176ZM181 199H182V198H181ZM201 199H202V198H201ZM55 200H56V199H55ZM84 200H85V198H84ZM143 200H145V199H143ZM159 200H157V203L159 202ZM38 201H39V200H38ZM90 201H91V200H90ZM119 201H120V200H119ZM154 201H155V200L153 199V202H154ZM171 201H173V200H170V202H171ZM12 202H14V201H12ZM122 202H123V201H122ZM132 202H133V200H132ZM164 202H165V201H163V203H164ZM201 202L203 203L202 200H201ZM9 203H10V202H9ZM74 203H76V202H74ZM90 203H91V202H90ZM127 203H128V201H127ZM159 203H160V202H159ZM159 203H158V205H159ZM167 203L170 205V204H172L173 202H172V203L167 202ZM5 204H6V203H5ZM66 204H67V203H66ZM161 204H162V202H161ZM168 204H167V205H168ZM174 204H175V203H174ZM200 204H201V203H200ZM0 205H1V204H0ZM10 205H12V204L10 203ZM17 205H18V204H17ZM88 205H89V204H88ZM111 205H112V204H111ZM111 205H109L108 207H110ZM120 205H121V203H120ZM155 205H157V204H155ZM163 205H166V202H165ZM169 205H168V206H169ZM176 205H177V204H176ZM198 205H199V204H198ZM1 206H2V205H1ZM80 206H81V205H80ZM85 206H86V205H85ZM133 206H134V205H133ZM168 206H166V207H168ZM9 207H10V206H9ZM49 207H50V206H49ZM49 207H48V208H49ZM114 207H115V206H114ZM121 207H122V206H121ZM159 207H160V206H159ZM159 207H158V208H159ZM164 207H165V206H164ZM166 207H165V208H166ZM191 207H192V206H191ZM221 207H222V206H221ZM226 207H227V206H226ZM43 208H45V207H43ZM130 208H131V207H130ZM158 208H156V209H158ZM165 208H164V209H165ZM172 208H173V207H172ZM172 208H170V210H172ZM243 208H244V207H243ZM6 209H7V208H6ZM17 209H18V208H17ZM123 209H124V208H123ZM225 209H227V208H225ZM225 209H224V210H225ZM244 209H245V208H244ZM246 209H247V208H246ZM248 209H249V210H250V209L252 210V208H248ZM248 209H247V210H248ZM254 209H255V208H254ZM254 209H253V210H254ZM1 210H2V209H1ZM1 210H0V211H1ZM12 210H13V209H12ZM112 210H113V209H112ZM132 210H133V209H132ZM165 210H166V209H165ZM165 210H164V211H165ZM168 210H169V209H168ZM193 210H194V209H193ZM199 210H200V209H199ZM222 210H223V209H222ZM222 210H221L220 212L223 213L224 210H223V211H222ZM230 210H231V209H230ZM251 210H250V211H251ZM255 210H256V209H255ZM121 211H123V210H121ZM160 211H161V209H160ZM164 211H163V213H166V212H167V211H165V212H164ZM196 211H197V210H196ZM228 211H229V210H228ZM239 211L242 212L241 210H239ZM239 211H238V213H237V214H239V215H236V216H240ZM18 212H19V211H18ZM71 212H72V211H71ZM103 212H104V211H103ZM110 212H111V211H110ZM112 212H113V211H112ZM119 212H120V211H119ZM136 212H137V211H136ZM144 212H145V211H144ZM147 212H148V211H147ZM176 212H177V211H176ZM226 212H227V211H226ZM226 212H224V213H226ZM261 212H262V210L260 211V213H261ZM77 213H78V212H77ZM100 213H101V212H100ZM100 213H99V214H100ZM115 213H116V212H115ZM130 213H131V212H130ZM139 213H140V211H139ZM153 213H154V212H153ZM153 213H152V214H153ZM253 213H254V212L252 211V212H250L249 214H253ZM1 214H3V213H1ZM30 214H31V213H30ZM103 214H104V215H105V214L107 215V210H106V212L103 213ZM108 214H109V213H108ZM117 214H118V213H117ZM145 214H146V213H145ZM154 214H155V216H156V213H154ZM167 214L170 215V213H166V215H167ZM182 214H183V213H182ZM232 214H233V213H232ZM232 214H231V215H232ZM235 214H236V213H235ZM254 214H255V213H254ZM254 214H253V215H254ZM257 214H258V212H257ZM263 214H264V212H263ZM75 215H76V214H75ZM78 215H79V214H78ZM78 215H77V216H78ZM113 215H114V214H113ZM120 215H121V214H120ZM125 215H126V214H125ZM127 215H128V214H127ZM134 215H135V214H134ZM171 215H172V213H171ZM179 215H180V214H179ZM255 215H256V214H255ZM261 215H262V214H261ZM146 216H147V214H146ZM146 216H143V217H146ZM163 216H165V215L163 214ZM176 216H177V215H176ZM176 216H175V217H176ZM187 216H188V215H187ZM243 216H244V215H243ZM247 216H248V215L246 214V216H244L245 218L243 217V218L245 219L244 222L247 221V223H246L247 225H246L245 223L243 224V223L240 222L242 225H244V226L246 227V230H247V227H248V223H249V225H251V222H250V221L252 220V218H255V217H248V218H246ZM33 217H34V216H33ZM35 217H36V216H35ZM105 217H106V216H105ZM109 217H110V215H109ZM116 217H118V216L116 215ZM119 217H120V216H119ZM160 217H161V216H159V218H160ZM170 217H171V216H170ZM229 217H230V216H228V218H229ZM240 217H241V216H240ZM240 217H239V219H240ZM257 217H259V216L257 215ZM261 217H262V216H261ZM19 218H20V217H19ZM22 218H23V217H22ZM65 218H66V217H65ZM81 218H82V217H81ZM85 218H86V217H85ZM106 218H107V217H106ZM113 218H114V217H113ZM136 218H137V217H136ZM168 218H169V217H167V221H166V222H169V221H168ZM171 218H172V217H171ZM182 218H183V217H182ZM241 218H242V217H241ZM249 218H251V219H249ZM115 219L118 221V218H114V221H115ZM149 219H150V218H149ZM152 219H153V218H152ZM161 219H162V220H161ZM163 219H164V218H160L159 221L162 222ZM169 219H170V218H169ZM187 219H188V218H187ZM187 219H186V220H187ZM223 219H224V218H223ZM248 219H249L250 221H249ZM255 219H256V218H255ZM261 219H263V218H261ZM8 220H9V219H8ZM17 220H18V219H17ZM22 220H23V219H22ZM68 220H69V219H68ZM82 220H84V219H82ZM94 220H95V219H94ZM100 220H101V219H100ZM125 220H126V219H125ZM143 220H144V219H143ZM145 220H146V219H145ZM154 220H155V219H154ZM154 220H153V221H154ZM225 220H226V218H225ZM225 220H224V221H225ZM256 220H258V221H257L258 223H263V221H260V222H259V219H256ZM256 220H254V221H256ZM66 221H67V220H66ZM121 221H122V220H121ZM121 221H120V222H121ZM134 221H135V220H134ZM147 221H148V219H147ZM155 221H156V220H155ZM181 221H182V220H181ZM248 221H249V222H248ZM30 222H31V221H30ZM84 222H85V221H84ZM95 222H96V221H95ZM124 222H125V221H124ZM175 222H176V221H175ZM178 222H179V220H178ZM187 222H188V221H187ZM257 222H254V223H257ZM142 223H143V222H142ZM142 223H141V224H142ZM153 223H156V222H153ZM153 223H152V224H153ZM181 223H182V222H181ZM252 223H253V222H252ZM26 224H27V223H26ZM85 224H86V223H85ZM115 224H116V223H115ZM127 224H128V223H127ZM146 224H147V223H146ZM150 224H151V223H150ZM167 224H168V223H167ZM184 224H185V223H184ZM193 224H195V223H193ZM223 224H224V223H223ZM226 224H227V223H226ZM0 225H2V224H0ZM122 225H123V224H122ZM134 225H135V224H134ZM177 225H178V223H177ZM228 225H229V224H228ZM252 225H253V224H252ZM252 225H251L250 227H248V230H249L250 228H252ZM12 226H13V225H12ZM12 226H11V227H12ZM113 226H114V230H115L116 227H115V225H113ZM116 226H117V225H116ZM118 226H119V225H118ZM125 226H126V225H125ZM129 226H130V225H129ZM129 226H128V227H129ZM140 226H141V225H140ZM145 226H146V225H145ZM145 226H144V227H145ZM158 226H162V225H158ZM165 226H167V225H165ZM185 226H186V225H185ZM255 226H256V227H259V226H261V224H259V225H258V224H254V226H253L252 229H255V228H256ZM2 227H3V226H2ZM18 227H19V225H18ZM86 227H87V226H86ZM133 227H134V226H133ZM162 227H164V226H162ZM162 227H161V228H162ZM167 227H168V226H167ZM245 227H244V228H245ZM262 227L264 228V226H262ZM5 228H6V227H5ZM16 228H17V226H16ZM29 228H30V227H29ZM122 228H124V227H122ZM149 228H150V226H149ZM161 228H160V229H161ZM168 228H169V227H168ZM168 228H162V229L167 230ZM170 228H171V227H170ZM181 228H182V226H181ZM181 228H180V229H181ZM185 228H186V227H185ZM2 229H3V228H2ZM127 229H128V228H127ZM127 229H126V230H127ZM130 229H131V228H130ZM130 229H128V230H130ZM137 229H138V228H137V226H136V230H134V231L136 232ZM146 229H148V225L146 226ZM173 229H174V227H173ZM176 229H177V228H176ZM176 229H175V230H176ZM186 229H187V228H186ZM230 229H233V228H230V226H229V230H230ZM260 229H261V230H264V229H262V228H260ZM260 229H259V231H260ZM0 230H1V229H0ZM11 230H12V229H11ZM87 230H88V232H87L86 235H87L88 239H94V233H95V235H96L97 237H100V233L97 232L98 230H93V232L91 231L90 228H88ZM87 230H86V231H87ZM102 230H103V229H102ZM105 230H106V228H105ZM116 230H117V229H116ZM155 230H156V229H155ZM203 230H204V229H203ZM220 230H221V229H220ZM234 230H235V229H234ZM240 230H241V229H240ZM243 230H244V231H242L241 234H244L245 232L248 231V230L245 231V229H243ZM257 230H258V229H257ZM13 231H15V230L13 229ZM18 231H20V230L18 229ZM103 231H104V230H103ZM132 231H133V230H131V232H132ZM138 231H139V230H138ZM138 231H137V233H138ZM143 231H144V230H143ZM172 231H173V230H172ZM172 231H171V232H172ZM224 231L226 232V230H224ZM232 231H233V230H232ZM235 231H237V230H235ZM251 231H252V230H250L249 233L247 232V235H248V234H251V236H252L253 233H254V235L257 237V235H256L255 233H257L258 231L256 232L255 230H253V233H251ZM254 231H255V232H254ZM116 232H117V231H116ZM123 232H124V231H123ZM125 232H126V231H125ZM131 232H130V233H131ZM135 232H134V233H135ZM157 232H159V231H157ZM169 232H170V231H169ZM238 232H239V230H238ZM262 232H264V231H262ZM7 233H8V232H7ZM7 233H6V234H7ZM21 233H22V231H21ZM85 233H86V232H85ZM104 233H105V232H104ZM143 233H144V232H143ZM166 233H167V231H166ZM173 233H174V231H173ZM219 233H220V231H219ZM229 233H230V232H229ZM259 233H260V232H259ZM259 233H258V235H259ZM12 234H13V233H12ZM25 234H26V232H25ZM126 234H127V233H126ZM132 234H133V233H132ZM160 234H161V233H160ZM182 234H183V233H182ZM121 235H122V234H120V236H121ZM136 235H138V234H136ZM156 235H157V234H156ZM165 235H166V234H165ZM171 235H172V234H171ZM177 235H179V232H178ZM177 235H176V236H177ZM103 236H104V234H103ZM126 236H127V235H126ZM129 236H131V235H129ZM148 236H149V235H148ZM151 236H152V235H151ZM151 236H150V237H151ZM154 236H155V235H154ZM162 236H163V235H162ZM166 236H167V235H166ZM168 236H170V235H168ZM168 236H167V237H168ZM223 236L225 237L226 235H223ZM227 236H228V237H226V238H229V234H227ZM255 236H254V237H255ZM26 237H27V236H26ZM81 237H82V236H81ZM150 237H148V238H150ZM159 237H160V235H159ZM244 237H245V236H244ZM261 237H264V235L259 236V238H258V237H257V238L260 239ZM83 238H85V237H83ZM124 238H125V237H124ZM155 238H156V236H155ZM160 238L163 239V237H160ZM160 238H159V239H160ZM230 238H231V237H230ZM241 238H242V237H241ZM250 238H251V237H250ZM250 238L248 239V241H250ZM133 239H134V238H133ZM150 239H152L153 242L155 243L156 239H154V238H150ZM254 239H255V238H254ZM118 240H120V238H119ZM237 240H238V238H237ZM246 240H247V239H246ZM246 240H245V241H246ZM252 240H253V239H252ZM252 240H251V242H252ZM103 241H105V240H103ZM138 241H139V240H138ZM235 241H236V240H235ZM239 241H240V239H239ZM254 241L256 242V240H254ZM254 241H253L252 243H254ZM142 242H143V241H142ZM156 242H157V241H156ZM160 242H161V241H160ZM227 242H229V241H227ZM230 242H231V241H230ZM240 242H241V241H240ZM240 242H239V243H240ZM251 242H250V243H251ZM127 243H128V242H127ZM138 243H139V242H138ZM151 243H152V242H151ZM225 243H226V242H225ZM232 243H233V242H232ZM259 243H260V240L258 241V243L256 242V244H259ZM1 244H3V243H1ZM128 244H129V243H128ZM230 244H231V243H230ZM230 244H229V245H230ZM242 244H243V242H242ZM244 244H245V243H244ZM261 244H264V242L260 243L259 245H261ZM125 245H126V244H125ZM141 245H142V244H141ZM235 245H236V244H235ZM235 245H233V246H235ZM239 245H240V244H239ZM246 245H247V244H246ZM246 245H245V246H246ZM104 246H105V245H104ZM151 246H154V245H151ZM227 246H228V245H227ZM230 246H231V245H230ZM256 246H258V245H256ZM262 246H263V245H262ZM105 247H106V246H105ZM247 247H248V245H247ZM258 247H259V246H258ZM29 248H30V247H29ZM96 248H97V249H100V250H102V251H104V248H103L102 246H101V247H96ZM96 248H95V249H96ZM146 248H147V247H146ZM227 248H228V247H227ZM237 248H238V247H237ZM251 248H252V247H251ZM260 248H261V247H260ZM147 249H148V248H147ZM230 249H231V248H230ZM245 250H246V249H245ZM247 250H248V251H249V250L252 251L253 248H252V250L247 248ZM255 250H256V249H255ZM262 250H263V248H262L261 250H259V252L257 253V255H259L260 251H261V254H262ZM42 251H44V249H42ZM133 251H134V250H133ZM150 251H152V250H150ZM150 251H149V252H150ZM234 251H235V250H234ZM131 252H132V251H131ZM135 252H136V251H135ZM140 252H141V251H140ZM146 252H148V251H146ZM37 253H39V252H37ZM103 253H104V252H103ZM143 253H144V252H143ZM153 253H155V252H153ZM156 253H157V252H156ZM251 253H253V252H251ZM21 254H22V253H21ZM106 254L108 255L107 252H106ZM68 255H69V254H68ZM87 255H88V254H87ZM89 255H90V254H89ZM89 255H88V259L90 260ZM101 255H103V254L100 252V253H99V258H100V257L102 258ZM110 255H112V254L110 253ZM125 255H126V254H125ZM146 255H147V253H146ZM254 255H255V253H254ZM262 255H263V254H262ZM17 256H18V254H17ZM122 256H123V255H122ZM127 256H128V254H127ZM245 256H246V255H245ZM245 256H244V257H245ZM250 256H253V255H250ZM255 256H256V255H255ZM259 256H260V255H259ZM112 257H113V256H112ZM118 257H120V255H119ZM195 257H196V256H195ZM81 258H82V256H81ZM130 258H131V257H130ZM130 258H128V261H129ZM139 258H140V256H139ZM150 258H151V257H150V255H149V260H151ZM155 258H156V257H155ZM155 258H153L154 261L156 260ZM205 258H206V259H204L203 261L205 262V260H207V263H206V264H208V261H210L211 258H210V260L207 259V257H205ZM11 259H12V258H11ZM86 259H87V257H86ZM108 259H109V258H108ZM108 259H107V260H108ZM124 259H126V257H125ZM147 259H148V258H146V260H147ZM158 259H159V258H158ZM158 259H157V261L160 260V259H159V260H158ZM223 259H224V258H223ZM223 259H222V260H223ZM12 260H13V259H12ZM16 260H17V259H16ZM89 260H88L89 264H90V262H92V263L94 264V262H93L92 260H91V261H89ZM117 260H118V259H117ZM122 260H123V258H122ZM212 260H213V259H212ZM243 260H244V259H243ZM2 261H3V259H2ZM71 261H72V260H71ZM82 261H83V260H82ZM82 261H81V262H82ZM101 261H102L101 264H105V259H104V258H102ZM111 261L113 262V260H111ZM126 261H127V259H126ZM128 261H127V262H128ZM151 261H152V260H151ZM162 261H163V260H162ZM226 261H227V260H226ZM65 262H66V261H65ZM88 262H87V261H83L81 264H83V263H87V264H88ZM112 262H111V264H112ZM114 262H115V261H114ZM122 262H123V261H122ZM131 262H132V260H131ZM134 262H135V260H134ZM141 262H143V261H141ZM159 262H161V261H159ZM159 262H158V263H159ZM163 262H164V261H163ZM163 262H162V263H163ZM5 263H6V261H5ZM5 263H3V264H5ZM10 263L12 264V262H10ZM24 263H25V262H24ZM35 263H36V264H50V262H49L48 260L42 259V256H39L38 259L35 261ZM70 263H71V262H70ZM138 263H139V262H138ZM164 263H165V262H164ZM190 263H191V262H190ZM212 263H213V262H212ZM242 263H243V262H242ZM244 263H245V262H244ZM246 263H247V262H246ZM19 264H20V263H19ZM25 264H28V263H25ZM64 264H65V263H64ZM66 264H69V263L67 262ZM72 264H73V262H72ZM75 264H76V263H75ZM123 264H124V263H123ZM131 264H132V263H131ZM148 264H150V261H149ZM165 264H166V263H165ZM210 264H211V263H210ZM214 264H215V262H214Z\"/></svg>",
	"mask_w": 264,
	"mask_h": 264
}]
</instances>
